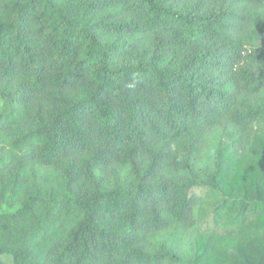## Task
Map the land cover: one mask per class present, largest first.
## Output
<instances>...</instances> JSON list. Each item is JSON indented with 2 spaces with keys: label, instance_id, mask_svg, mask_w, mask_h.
<instances>
[{
  "label": "trees",
  "instance_id": "obj_1",
  "mask_svg": "<svg viewBox=\"0 0 264 264\" xmlns=\"http://www.w3.org/2000/svg\"><path fill=\"white\" fill-rule=\"evenodd\" d=\"M261 149L264 0H0V264H264Z\"/></svg>",
  "mask_w": 264,
  "mask_h": 264
},
{
  "label": "rangeland",
  "instance_id": "obj_2",
  "mask_svg": "<svg viewBox=\"0 0 264 264\" xmlns=\"http://www.w3.org/2000/svg\"><path fill=\"white\" fill-rule=\"evenodd\" d=\"M260 157L264 158V149H261L260 151ZM250 173H249V177L253 178L255 177V175L257 174V172L259 171L258 168H254V169H249ZM203 194L206 196L207 193L205 191H203ZM213 196H208L207 197V204H206V208L205 211L208 212L209 214H211L212 210L215 208V204L217 203L216 199H213ZM212 220V218H207L204 219V221L207 222V224ZM248 232L246 231H237L234 232L231 235H226L225 233L219 234V235H214L212 238L209 236H204L201 234H193L192 236V240L190 242L192 249L197 251L195 253H198V250L201 251L204 246L207 245V251H208V259L205 260V262L207 264H216L217 262L219 263L220 256L219 253L215 250V248H217L218 244H223L228 248H232L235 245H237V243L241 240H243L244 238H248ZM187 242L185 241V243L183 242V251L184 252H189V250L187 249ZM181 246V247H182Z\"/></svg>",
  "mask_w": 264,
  "mask_h": 264
}]
</instances>
